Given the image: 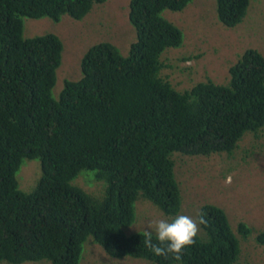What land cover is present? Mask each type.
<instances>
[{"label":"trees","instance_id":"trees-1","mask_svg":"<svg viewBox=\"0 0 264 264\" xmlns=\"http://www.w3.org/2000/svg\"><path fill=\"white\" fill-rule=\"evenodd\" d=\"M106 1L0 0V264H80L89 240L113 258L177 264L145 248L143 234H125L135 203L143 198L166 216L177 215L174 154L229 152L245 134L264 129L260 52L244 53L227 86L210 81L179 92L164 75L163 55L183 37L162 13L182 11L191 0H132L137 40L129 55L109 43L94 45L81 61V79L66 81L55 99L62 42L53 34L25 38L23 19L82 20ZM217 1L228 28L244 20L250 5ZM26 159L41 163L31 193L17 180ZM86 172L97 181L81 176ZM89 182L103 186L102 196L83 191ZM200 210L208 226L185 249L183 264H236L240 241L225 211L212 204ZM237 231L250 235L244 223ZM257 240L264 246V232Z\"/></svg>","mask_w":264,"mask_h":264},{"label":"rangeland","instance_id":"rangeland-1","mask_svg":"<svg viewBox=\"0 0 264 264\" xmlns=\"http://www.w3.org/2000/svg\"><path fill=\"white\" fill-rule=\"evenodd\" d=\"M131 2L107 0L95 5L82 20L68 15L59 21L50 18L23 19L25 38L53 34L62 42V64L53 89L55 99L59 98L66 81L81 79V61L94 45L109 43L123 57L129 55L131 45L137 40V32L129 20ZM162 17L177 27L183 37L180 47L168 49L163 55L168 66L163 73L170 76L172 86L179 92L210 81L227 86L230 69L247 50H256L264 56V0H250L246 17L233 28L220 22L217 0H191L184 10H166ZM172 159L181 197L178 214L195 217L204 205L220 207L240 241L241 251L236 264H264V246L257 240L264 232V129L257 134H245L229 152L195 158L174 154ZM229 174L232 175V182L226 184L225 178ZM83 175L97 181L95 172ZM40 177V161L24 160L17 173L19 189L24 193L33 192ZM87 185L85 188L81 185L83 191L94 198L102 196L104 189L100 183L89 182ZM134 207V223L124 229L127 236L143 234L152 218L174 217L166 216L143 198ZM240 223L249 228L250 235L246 238L237 231ZM201 233L202 230L199 235ZM80 264L155 263L132 257L113 258L103 247L89 240L84 245Z\"/></svg>","mask_w":264,"mask_h":264},{"label":"clouds","instance_id":"clouds-1","mask_svg":"<svg viewBox=\"0 0 264 264\" xmlns=\"http://www.w3.org/2000/svg\"><path fill=\"white\" fill-rule=\"evenodd\" d=\"M232 175L225 178L231 184ZM206 213L196 212L195 217L177 214L171 219L155 217L150 219L143 231V244L153 255L165 259L171 257L177 264H183L185 249L194 246L201 232V226L207 227Z\"/></svg>","mask_w":264,"mask_h":264}]
</instances>
